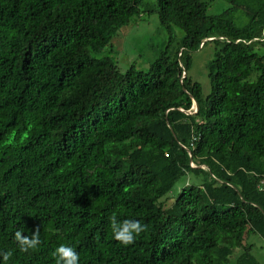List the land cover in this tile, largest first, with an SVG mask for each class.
<instances>
[{"label": "trees", "instance_id": "trees-1", "mask_svg": "<svg viewBox=\"0 0 264 264\" xmlns=\"http://www.w3.org/2000/svg\"><path fill=\"white\" fill-rule=\"evenodd\" d=\"M211 1L0 0L8 264H55L62 245L78 264H263L246 240L264 239V0ZM154 14L165 46L121 70L117 31ZM208 45L205 93L191 71ZM18 232L41 242L22 251Z\"/></svg>", "mask_w": 264, "mask_h": 264}, {"label": "rangeland", "instance_id": "rangeland-1", "mask_svg": "<svg viewBox=\"0 0 264 264\" xmlns=\"http://www.w3.org/2000/svg\"><path fill=\"white\" fill-rule=\"evenodd\" d=\"M229 6L226 0H212L209 7L210 14H219ZM242 22L241 19L238 21ZM178 37L182 36L179 29ZM168 38V33L164 27L160 25L156 14L148 16L142 15L136 17L132 22L120 28L113 38L114 52L112 57L117 61L121 70L126 71L132 64L137 69H148L152 61L155 60L159 51L165 46ZM107 54L104 50L97 57H103ZM213 57V46L208 45L203 50L195 53L194 64L191 71L193 78L202 84L203 90L207 93L210 89L208 78V63ZM190 179L192 180L191 176ZM189 179V180H190ZM190 180V181H191ZM185 183V178L178 181L173 192H176L181 185ZM175 195L170 193L163 200L169 206L173 203ZM246 242L253 243V253L264 264V239L259 235L247 237ZM239 249L235 254L239 253Z\"/></svg>", "mask_w": 264, "mask_h": 264}, {"label": "clouds", "instance_id": "clouds-1", "mask_svg": "<svg viewBox=\"0 0 264 264\" xmlns=\"http://www.w3.org/2000/svg\"><path fill=\"white\" fill-rule=\"evenodd\" d=\"M138 224L133 223L131 227L116 228L115 237L117 240L121 241L123 244L128 245L134 242L135 236L133 232L140 231ZM16 239L19 241L20 248L22 251H28L29 249H35L40 244V239L38 233H34L30 238H26L21 233L16 234ZM12 252H0V264H8ZM55 257V264H78V254L70 247L60 246L53 253Z\"/></svg>", "mask_w": 264, "mask_h": 264}, {"label": "water", "instance_id": "water-1", "mask_svg": "<svg viewBox=\"0 0 264 264\" xmlns=\"http://www.w3.org/2000/svg\"><path fill=\"white\" fill-rule=\"evenodd\" d=\"M194 108H195V111H194V112H197V111H198V104H197L196 101L194 102ZM190 113H191V112H190Z\"/></svg>", "mask_w": 264, "mask_h": 264}, {"label": "built area", "instance_id": "built-area-1", "mask_svg": "<svg viewBox=\"0 0 264 264\" xmlns=\"http://www.w3.org/2000/svg\"><path fill=\"white\" fill-rule=\"evenodd\" d=\"M260 39H264V32H263V37L262 38H260ZM195 109V108H194Z\"/></svg>", "mask_w": 264, "mask_h": 264}]
</instances>
